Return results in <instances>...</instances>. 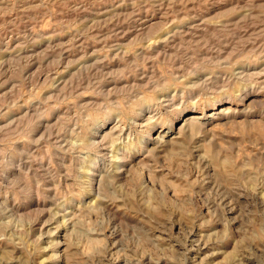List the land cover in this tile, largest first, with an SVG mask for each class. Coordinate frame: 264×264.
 <instances>
[{
    "label": "rangeland",
    "instance_id": "1",
    "mask_svg": "<svg viewBox=\"0 0 264 264\" xmlns=\"http://www.w3.org/2000/svg\"><path fill=\"white\" fill-rule=\"evenodd\" d=\"M0 264H264V0H0Z\"/></svg>",
    "mask_w": 264,
    "mask_h": 264
},
{
    "label": "bare ground",
    "instance_id": "2",
    "mask_svg": "<svg viewBox=\"0 0 264 264\" xmlns=\"http://www.w3.org/2000/svg\"><path fill=\"white\" fill-rule=\"evenodd\" d=\"M228 106H221L219 109V112H224L227 113L228 111ZM204 116L202 115V113L200 112H191L185 115L183 121L178 125V128L185 125V124H189L190 122H195L201 118H203ZM199 249V248H198Z\"/></svg>",
    "mask_w": 264,
    "mask_h": 264
}]
</instances>
